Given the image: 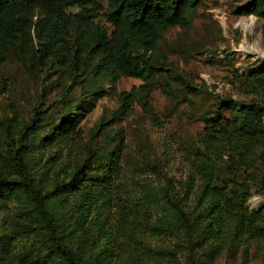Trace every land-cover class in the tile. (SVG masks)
<instances>
[{
	"label": "trees",
	"instance_id": "16d2710c",
	"mask_svg": "<svg viewBox=\"0 0 264 264\" xmlns=\"http://www.w3.org/2000/svg\"><path fill=\"white\" fill-rule=\"evenodd\" d=\"M106 1L0 0V56L13 49L31 73L54 69L71 80L85 73L148 81L173 72L201 90L153 52L167 30L190 25V12L204 0ZM101 11L110 27L98 20ZM238 14L256 15L264 31V0H249ZM237 80L240 98L217 95L177 181L157 169H130L117 132L70 164L61 163V153L46 157L50 147L80 136L104 90L65 101L75 106L57 122H47L41 107L24 122L15 114L13 129L0 118V216L12 210L0 230V264H181L183 235L264 244V206L248 205L253 189H264V62ZM118 100L115 114L129 113L135 89Z\"/></svg>",
	"mask_w": 264,
	"mask_h": 264
},
{
	"label": "rangeland",
	"instance_id": "374dc122",
	"mask_svg": "<svg viewBox=\"0 0 264 264\" xmlns=\"http://www.w3.org/2000/svg\"><path fill=\"white\" fill-rule=\"evenodd\" d=\"M99 2L107 6L106 0ZM248 2L204 0L190 12V25L167 30L153 52L155 57H163L165 64L191 78L189 83L201 90L191 91L175 80L173 72L156 74L148 81L128 76L99 79L85 73L71 80L54 69L31 73L14 50L8 49L0 56V118L13 129L15 114L24 122L32 116L34 107H41L46 111L47 122H57L75 106L65 101L76 104L86 90H104L94 110L83 117L80 136L65 145L50 147L46 157L61 153V163L70 164L82 157L89 144L99 146L110 139L108 135L117 132V140L122 136L130 169L138 173L157 169L159 175L180 180L185 176V156L204 126L203 116L214 112L217 95L240 98L234 84L239 73L264 62L263 20L253 14H238ZM98 20L110 27L103 11ZM133 88L136 100L131 111L115 114L119 112V93ZM112 116L118 118L109 124ZM101 122H106V135L103 130L95 136ZM4 137L0 129V140ZM248 205L250 209L262 208L264 189L254 188ZM11 212L0 216V230ZM178 242L181 264L264 263V244L256 241L232 245L228 235L222 234L213 240L183 235Z\"/></svg>",
	"mask_w": 264,
	"mask_h": 264
}]
</instances>
